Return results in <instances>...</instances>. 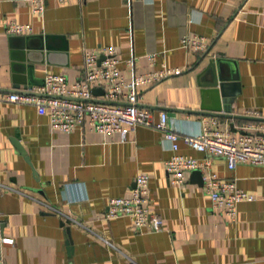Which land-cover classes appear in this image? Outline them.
Instances as JSON below:
<instances>
[{
  "label": "crops",
  "instance_id": "obj_1",
  "mask_svg": "<svg viewBox=\"0 0 264 264\" xmlns=\"http://www.w3.org/2000/svg\"><path fill=\"white\" fill-rule=\"evenodd\" d=\"M11 21L33 30L11 35ZM195 33L211 39L207 50L182 44ZM101 46L115 47L122 59L136 55L134 69L121 63L127 77L164 65L180 69L140 87L139 104L152 111L154 122L166 111L169 126L181 132L197 133L204 118H217L222 130L263 133L255 126L264 121L191 111L214 107L219 83L227 82L236 93L223 107L264 117V0H49L43 12L27 0H0V92L38 88L48 72L78 81L85 51ZM179 151L206 156L183 140ZM173 154L155 127L140 125L125 141L88 124L61 132L35 105L0 100L4 263L264 264V165L231 169L226 157H210L213 173L254 195L238 204L232 219L213 208L192 172L181 185L171 182L166 161ZM140 173L149 177L150 209L163 218L160 230L151 223L137 230L127 216L105 218L110 199L130 196ZM2 236L14 242L1 243Z\"/></svg>",
  "mask_w": 264,
  "mask_h": 264
},
{
  "label": "built area",
  "instance_id": "obj_2",
  "mask_svg": "<svg viewBox=\"0 0 264 264\" xmlns=\"http://www.w3.org/2000/svg\"><path fill=\"white\" fill-rule=\"evenodd\" d=\"M35 12H43L49 0H27ZM66 2L68 0H57ZM131 1V0H130ZM33 30L29 23L11 21L7 32L22 35ZM182 44L195 51L207 50L211 39L195 33L186 35ZM155 54H149L151 62ZM134 69L136 55L122 59L113 46H101L84 53V75L70 83L66 73L48 72L44 83L38 88L25 91L0 92V100L33 104L41 114H48L50 125L56 131L70 132L88 124L89 127L108 137L117 136L125 141L140 125L155 127L163 132L165 140L172 143L174 154L166 161L170 180L174 184L185 183L187 175L195 169L203 172L204 187L211 197L214 209L222 210L226 216L235 219L238 204L253 200L254 195L239 187L234 179H223L211 171L212 156L226 157L229 168L234 169L240 163L264 165V122L255 126L263 131L233 133L218 127V119L204 118L197 133L181 132L169 126V116L161 111L159 120L153 121L152 111L140 106V87L153 85L179 68L164 65L145 72H133L127 77L121 63ZM101 87L104 94L96 96L94 89ZM100 99L113 101L102 102ZM249 114H255L250 112ZM183 140L191 148L206 154L198 158L179 151V141ZM1 185V183H0ZM151 189L149 177L140 173L135 178V186L128 197L119 196L110 199L105 212L106 219L127 216L135 229L142 230L151 223L154 230L163 227V218L150 209ZM2 211L0 209V222ZM14 238L2 236L1 243H13ZM0 264H5L0 256Z\"/></svg>",
  "mask_w": 264,
  "mask_h": 264
},
{
  "label": "water",
  "instance_id": "obj_3",
  "mask_svg": "<svg viewBox=\"0 0 264 264\" xmlns=\"http://www.w3.org/2000/svg\"><path fill=\"white\" fill-rule=\"evenodd\" d=\"M223 81H225V80H222V82ZM219 85L221 86V92L216 96L217 100H215L216 105L214 107H212L211 109L203 108L200 110H193L191 112H194L196 114H205V115H211V116H220V117L241 118V119H247V120L264 121V117L235 114V113H232L231 108L223 107L222 103H223V101L226 100V97L234 96L236 91L230 90L231 88H230V86H227L228 85L227 82L226 83H224V82L219 83ZM229 85H239V84L238 83H232ZM94 93L97 95H103L104 90L102 88H95ZM100 101L113 103V101L104 100V99H100ZM14 144L17 147V149L26 157L27 161L31 162L29 156L27 155L26 149L23 147V145L18 141H14ZM192 177L197 178V182H199L200 184L204 183L203 172L201 169L193 170L192 171ZM63 223H65V222H63ZM68 231L70 234V227H68ZM70 243L72 245V239L70 240Z\"/></svg>",
  "mask_w": 264,
  "mask_h": 264
}]
</instances>
